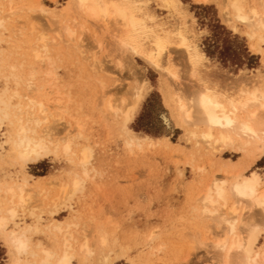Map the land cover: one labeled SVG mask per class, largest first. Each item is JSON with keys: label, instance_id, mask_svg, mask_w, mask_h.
<instances>
[{"label": "bare ground", "instance_id": "obj_1", "mask_svg": "<svg viewBox=\"0 0 264 264\" xmlns=\"http://www.w3.org/2000/svg\"><path fill=\"white\" fill-rule=\"evenodd\" d=\"M15 1L25 0H1L0 13L11 12ZM158 1L176 22L175 28L164 25L150 12L149 0H68L62 11L36 8L52 23V37L25 21L19 31V48L6 43L0 51V243L9 256L6 264H115L124 256L113 251L105 234L98 232L89 240L79 233L84 212L69 207L88 182L93 152L85 145V120L68 112L71 101L67 89L53 86V105L48 108L41 100V92L52 86L55 68L60 65L65 75L70 71L69 62L56 58L62 44L68 50L82 49L87 40L97 45V53H78L82 58L75 61L80 66L76 68L78 76L110 78L113 82L111 99L104 95L99 99L101 111L117 122L128 149L152 148L158 142L137 138L128 130L151 93L142 79L144 70L135 64L138 59L166 80V90L161 88L163 103L186 139L199 140L212 151L232 149L250 159L252 167L263 159L264 79L240 78L223 86L216 70H207L208 58L189 39L195 20L186 6L180 0ZM51 2L57 4V0ZM193 2L209 6L212 0ZM22 10L15 8L19 14ZM223 11L227 22L234 25L233 31H241L250 50L264 62V0H224ZM3 25L0 21V29ZM0 45H4L2 36ZM103 49L120 75L123 71L131 75L123 93L119 91L123 77L111 76L97 60ZM172 50L180 51L178 57L185 65L174 64ZM11 56L19 60L12 61ZM138 69L140 74H136ZM119 92L124 94L122 98H117ZM54 124L62 126L63 132L57 133ZM60 160L68 164L59 177L24 174L30 166ZM6 165L18 167L22 180L19 175L13 178L7 174L3 170ZM244 170H224L226 178L222 181L203 180L189 197L191 218L196 223L216 224L218 235L210 244L216 264H264V175L251 171L244 177ZM30 180L44 184L41 188ZM47 189L57 190V195L50 196L44 191ZM37 198L46 218L31 211V223L25 224L21 211ZM66 212L65 221H59ZM194 232L195 236L207 233L206 229ZM156 235L157 231L150 234L151 244L159 242Z\"/></svg>", "mask_w": 264, "mask_h": 264}, {"label": "rangeland", "instance_id": "obj_2", "mask_svg": "<svg viewBox=\"0 0 264 264\" xmlns=\"http://www.w3.org/2000/svg\"><path fill=\"white\" fill-rule=\"evenodd\" d=\"M67 1L57 0V4H52L51 0H25L23 3L15 1L11 12L3 15L0 13V21L4 22V29H0L4 45H0V51L6 43L11 44L12 48H19L22 39L19 31L25 21L34 25L39 33L52 37V23L44 19L36 8L43 6L58 12L66 8ZM180 1L195 20L189 39L208 58L207 70L215 69L223 86H230L240 78L264 79L263 57L250 50L241 31H233L234 25L227 22L223 11L224 0H212L209 6L196 5L193 0ZM16 7L23 9L20 14L15 11ZM148 8L161 23L172 29L176 27V22L169 17L158 0H149ZM62 46L60 56L55 52L56 48L54 52L58 61L69 62L67 67L70 71L65 75L60 65L56 67L52 86L47 85L41 92V100L47 108L50 107L54 100L53 86L65 87L71 101L68 107L70 116L75 118V115H79L85 120V145L93 152L91 174L83 193L69 204L73 210L80 209L84 212L79 223V233H83L89 240L94 239L98 232L108 236L113 244V251L124 255L115 264H216L210 247L218 235L216 224L207 221L196 223L190 215L189 197L203 180H224L226 177L222 171L227 169L232 172L245 169L244 177L251 171L264 175V157L252 167L250 159L232 149L217 148L212 151L199 140L186 139L184 131L176 127L170 110L163 103L161 88L166 90V80L138 59L135 64L144 70L142 79L151 93L128 130L137 138H149L158 142L152 148L143 146L141 149H128L125 140L120 138L117 122L101 111L102 103L99 99L103 95L106 100L111 99L115 88L113 82L110 78L84 79L78 76L76 68L80 66L76 62L82 60L78 53H97V45L87 40L82 44V49L68 50L65 45ZM171 52L176 58L174 64L177 67L185 65L184 59L178 57L180 51ZM11 60L19 59L11 56ZM97 60L111 76L123 77L124 82L119 88L122 92L129 85L131 75L127 71L120 75L106 58L104 49L99 51ZM86 65L89 67L90 64ZM140 69L136 74L141 73ZM98 84H103L104 87L100 88ZM32 91L35 92L34 88ZM32 91L28 93L33 94ZM122 93L117 98H122ZM53 129L57 133L63 132L62 126L56 124ZM223 160H230L235 164H227ZM67 164L66 160L54 163L45 161L30 166L23 172L34 178L47 175L59 177ZM3 170L13 178L19 175L22 180L18 167L6 165ZM30 181L32 185H39L41 188L44 184L42 181ZM44 191L50 196H55L58 192L54 189ZM31 211L46 218L42 215L44 209L38 198L29 202L24 207V212L21 211L25 215V224L31 223L28 218ZM65 218L67 212L58 220L63 222ZM204 229L206 234L195 236L194 231L202 233ZM154 231H157L155 239L159 242L151 244L150 234ZM33 241H37V238H33ZM261 245L262 243L259 246ZM8 260V253L0 243V264H6Z\"/></svg>", "mask_w": 264, "mask_h": 264}]
</instances>
